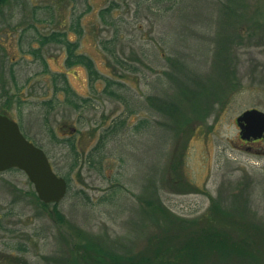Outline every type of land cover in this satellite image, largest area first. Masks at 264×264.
I'll list each match as a JSON object with an SVG mask.
<instances>
[{"label": "rangeland", "instance_id": "1", "mask_svg": "<svg viewBox=\"0 0 264 264\" xmlns=\"http://www.w3.org/2000/svg\"><path fill=\"white\" fill-rule=\"evenodd\" d=\"M151 1L0 3V110L47 153L54 171L70 180L66 198L44 207L23 171L0 173V264H97L93 260L108 259L103 251L110 249L119 256H137L170 223L163 211L192 220L212 200L228 212L232 205L237 210L232 198L238 196L241 201L248 197L238 213L255 212L247 222L264 235V138L245 143L237 124L247 110L264 112V54L256 44L264 33V0H162L159 8H150ZM223 12L231 41L244 28L241 45L222 38ZM79 15L83 34L78 36L68 29ZM52 30L69 32L79 42L77 53L89 56L116 86L126 85L120 92L133 97L132 114L105 94L106 81L93 84L83 65L69 68L67 48L59 43L42 50L48 65L44 71V63L28 52L39 46L37 32ZM224 45L239 82L219 75ZM116 59L129 61L136 73L123 72ZM149 98L159 100L157 111ZM123 118L127 127L110 136L100 152L103 167L92 166L87 156ZM141 120L150 126L138 134L134 126ZM73 137L84 156L76 165L65 142ZM181 171L192 184L190 192L176 187ZM168 177L175 179L168 183ZM113 190L118 194L111 198ZM243 236L251 252L214 264H256L255 256L257 264H264L262 247L247 231ZM85 253L97 255L86 261L80 257Z\"/></svg>", "mask_w": 264, "mask_h": 264}, {"label": "trees", "instance_id": "2", "mask_svg": "<svg viewBox=\"0 0 264 264\" xmlns=\"http://www.w3.org/2000/svg\"><path fill=\"white\" fill-rule=\"evenodd\" d=\"M7 1L8 0H0V3H5ZM160 2H162V0H155L154 3L153 1H151L150 8L154 7L155 4L156 7L159 8L158 4ZM225 13L227 12H223L220 16L222 20V26L218 29L220 32L223 31L221 36L222 38L224 37V39L226 40L230 37V33L227 30L228 22H225ZM231 13L233 14V11H231ZM100 15L101 17L104 16L102 13ZM81 17L82 15H79L77 18H75L74 22L71 24V27L68 29H74L73 31H75L78 36L83 34V27L81 26ZM108 25H113V23ZM243 30L244 28H240L237 31L236 41L233 42L230 40V38L228 39V41L232 44L241 45L240 32H243ZM35 41L39 43L40 47L31 48L28 53L44 63L45 72L46 67L48 70V65L47 63H45L46 61L42 54L43 47L52 43L62 44L67 48L68 51V58L66 60V64L69 68L77 64L83 65L88 70L93 84L98 80L106 81L107 85L105 89V94L108 97L114 98L124 103L127 107V112L129 114H132L134 112V105L132 103L134 101L133 97L128 95V91H122L123 94L122 92H120L121 90H124L126 88V85L121 82H118L117 84L119 86H116V82H114L110 78L105 77L104 75L102 76L97 71L95 63L89 56L77 53L76 49L79 46V42L77 40H71V38L69 37V32L53 31L52 33L46 35H40L38 33L35 37ZM103 43V45L106 44V42ZM256 44L259 51L264 54V33L259 35L256 40ZM107 45L105 46V49L109 50L110 47H108ZM113 49L116 48L114 47ZM113 49L112 56L116 58V53ZM222 52H225V55L221 60L225 61L217 62V66H219V75L227 79V81L235 83L239 82V79L235 76V74L231 73L233 72L232 63L228 62L232 61L233 59L229 54L227 56L226 45H224V48H222ZM116 62L120 67L119 69L123 70V72L127 70L136 73V66L132 65L129 61H126L124 59H116ZM260 63L264 65V62ZM175 64L177 63H172V65ZM261 74L263 76L264 72H261ZM56 77L59 80L61 76ZM120 78L124 82H134V78L128 77L126 75H120ZM65 79L66 78L64 77V80ZM63 89L69 91V87ZM148 101L153 105L152 109L157 111V108L159 106H157L156 103L159 102V100H157L156 98H149ZM52 103L53 101L50 102V104ZM83 103L84 102L81 101V104ZM0 113L6 115L9 114L8 112L6 113L5 111L1 110ZM144 124L145 120L139 121L134 126V130L137 131L138 134H140V131L143 129ZM127 125L128 124L126 118L121 119L118 125L115 121V124L112 125L109 134L108 132H106L105 135H103L100 139L98 145L94 148V151L92 150L89 156H87L88 163H90L92 166H99L100 168L103 167V156H101L100 152L104 151L106 146H108V139L110 138V136L116 137L119 133V130L122 131L125 127H127ZM164 125H167V123H165ZM149 126L150 124H147L144 129H147ZM67 141L71 153L73 154V165H76L81 160V157L83 159L84 156H81L80 152H78L77 150L76 137L69 138V140L67 139L65 142ZM13 170L18 171L17 169ZM176 177V182L178 184L176 185V187L181 185L182 189L187 188L186 192H178H190L189 189L190 187H192V184L184 178L182 171L181 174ZM65 178L70 183L69 175H66ZM173 179H175V177H168L167 179H164V181L172 183ZM117 190H113L110 193L111 198H113L112 193L115 191V196H117ZM247 198L244 197V201H241L240 196L233 197L232 200L237 202L238 206L237 210H234V205H232L231 207H233V210L230 212H228V210H225V208L222 209L220 203H217L215 200H212L209 209L200 217L192 220H184L183 218L178 219V217H175L172 214L163 211V213L167 215V217H170V220H168L170 223L165 222L164 225L160 227L161 229H158L160 231V235H154V238L151 239L149 247L145 248L142 253H137V256L132 255L130 257H124L117 255L112 249H110V252L103 249V252L108 256V259L100 260L101 258H98L97 260L93 261H95V263L97 264H186L187 261L192 260L193 264H214L215 260L225 261L228 260V257L244 254L247 251H252L253 248L251 247L248 238L246 236L242 237V234L245 231L249 233V236L252 238V240L256 241L255 244L257 246L260 245V247H262L264 251V235L261 236V231L257 229L254 223L249 224L247 222L248 217H250L247 215H251L252 219H255V215L257 214L255 212V214L251 213L250 209H245L242 213H238L240 206L239 203L241 204L247 202ZM42 205L44 207L49 206V204L44 203H42ZM53 205L57 206L58 204ZM237 213V216H233ZM55 217L59 220L62 219V217L58 213H55ZM235 234H237L238 237H236ZM96 255L97 254L95 253L91 255H89V253H85V255H80V257H83L86 260L87 257L92 256L94 258ZM255 258L256 264L258 262L260 263V258L257 256H255ZM88 262L92 261L88 260Z\"/></svg>", "mask_w": 264, "mask_h": 264}, {"label": "water", "instance_id": "3", "mask_svg": "<svg viewBox=\"0 0 264 264\" xmlns=\"http://www.w3.org/2000/svg\"><path fill=\"white\" fill-rule=\"evenodd\" d=\"M237 121L243 138L263 137V112L245 111ZM13 168L27 175L39 200L45 204L60 203L68 194L67 180L55 173L45 151L24 136L16 121L0 114V172Z\"/></svg>", "mask_w": 264, "mask_h": 264}, {"label": "flooded vegetation", "instance_id": "4", "mask_svg": "<svg viewBox=\"0 0 264 264\" xmlns=\"http://www.w3.org/2000/svg\"><path fill=\"white\" fill-rule=\"evenodd\" d=\"M53 31H55V30H52L51 32H49V33H52ZM59 31H63V30H59ZM49 33H47V34H49ZM41 35V34H40ZM44 35H46V34H44ZM36 42V41H35ZM37 43V42H36ZM39 44V43H38ZM50 45V44H49ZM47 46V45H46ZM43 49H44V47H43ZM42 49V50H43ZM245 143H247V142H245Z\"/></svg>", "mask_w": 264, "mask_h": 264}]
</instances>
